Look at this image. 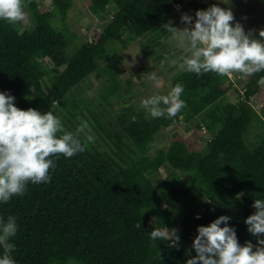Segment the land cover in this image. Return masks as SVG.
I'll return each mask as SVG.
<instances>
[{
	"label": "trees",
	"instance_id": "16d2710c",
	"mask_svg": "<svg viewBox=\"0 0 264 264\" xmlns=\"http://www.w3.org/2000/svg\"><path fill=\"white\" fill-rule=\"evenodd\" d=\"M50 1L47 7L30 0L31 29L21 31L20 23L0 20V92L15 97V106L23 110L46 113L59 105L66 113L59 119L70 132L76 128L69 119L80 111L68 96L74 89L84 90L81 85L92 75L106 83L101 91L106 103L121 89L116 60L106 48L109 41L123 32H128L124 44L157 32L153 49L158 26L177 9L195 15L220 7L212 0H87L91 14L110 17L102 32L94 31L92 41H79L70 53L71 34L55 20L59 16L65 25L72 0ZM262 76L264 72L247 76L249 82L240 83L243 98L232 103L226 98L230 77L181 71L172 78L171 89L184 85L181 99L187 106L176 117L154 119L132 106L118 114L117 126L94 117L110 151L91 145L71 158L52 157L56 167L49 171L50 182L29 183L23 196L0 202V217L13 216L17 222L16 236L9 241L15 245V264H187L197 255L193 241L198 227L220 216L230 217L227 226L234 228L241 246L252 243L245 220L255 213V200H264V121L251 99ZM258 98L264 102V91ZM180 116L185 122L198 118V127L212 135L205 150L190 149L175 133L167 149L149 155L156 133ZM253 123L258 132L249 143L246 132ZM161 168L168 173L155 184L154 173ZM177 206L183 212L179 218ZM176 219L179 240L174 246L171 240L150 238L155 228H171Z\"/></svg>",
	"mask_w": 264,
	"mask_h": 264
},
{
	"label": "clouds",
	"instance_id": "9594fccd",
	"mask_svg": "<svg viewBox=\"0 0 264 264\" xmlns=\"http://www.w3.org/2000/svg\"><path fill=\"white\" fill-rule=\"evenodd\" d=\"M25 8L24 0H0V20L11 25L24 22L27 19ZM183 13L182 22L191 25L192 17ZM195 15L191 28H176L171 23L163 25L178 47L188 53L182 63L171 60L173 65L178 64L182 71L198 76L207 73L221 77H231L234 73L253 76L264 72V42L252 38L251 32L246 34L239 23L233 26L234 15L230 9L213 5ZM259 36L264 38V30ZM147 79L157 81L156 73H148ZM258 83L264 84V76ZM183 92L184 85L177 83L167 95H153L142 100L141 107L151 118L171 119L187 106L181 99ZM14 100L12 95L0 92V202L5 204L14 196H23L29 183L50 182L49 171L56 167L52 157L71 158L94 142V136L88 134L91 130L86 121L75 132L66 131L61 119L52 111L23 110L15 106ZM132 120L135 122V117ZM253 207L256 211L245 223L252 235L261 236L264 235V200L256 199ZM229 219L220 216L210 225L198 227L193 241L197 255L187 264H264V239L258 240L261 246L255 250L251 242L241 246L234 228L227 226ZM16 233V218L0 217V247L3 248L0 264H15L11 256L15 245L9 241ZM150 238L171 240L172 246L179 240L177 230L166 227L155 228Z\"/></svg>",
	"mask_w": 264,
	"mask_h": 264
},
{
	"label": "rangeland",
	"instance_id": "374dc122",
	"mask_svg": "<svg viewBox=\"0 0 264 264\" xmlns=\"http://www.w3.org/2000/svg\"><path fill=\"white\" fill-rule=\"evenodd\" d=\"M39 6L44 5L51 7L50 0H34ZM87 0H72V6L68 11L65 25L58 16L55 20V25L59 29L66 28V31L71 34L70 53L76 49L79 41L90 42L93 40L94 31L102 32L104 24L108 21L109 15H106L104 20L91 14L87 9ZM200 1V0H198ZM207 2L208 0H201ZM216 2L223 9H230L234 15L233 24L239 23L243 27L251 30L256 39L264 42V38L259 36V32L264 30V0H212ZM26 5L25 11L27 19L20 23V30L31 29L33 22L31 19V12L29 9L30 0H24ZM189 10L186 15L192 17V24L182 22L181 17L185 15L181 9H177L175 13L167 16L158 26L157 31L161 32L155 45L150 49L153 37L157 32L144 35L142 37H135L133 40L124 44L128 32H123L114 37L107 44V50L111 54V60H116L115 70L117 72L118 80L121 82L120 91L110 99L109 103L102 100L101 91L106 85L98 76L92 75L86 83L81 87L73 90L72 96L80 106L79 113L75 118H70L72 127L76 128L84 121H86L90 128V133L94 136V142L88 146L95 145L101 150L110 151L113 147L103 134L99 131L95 118L101 120L104 124L114 123L117 126L116 120L118 114L125 108L130 106L136 109H143L141 102L144 99L150 98L153 95H167L171 90L172 78L182 70L177 65H173L171 60H176L182 63L183 58L188 55L183 48L178 47L177 42L172 38V34L167 32L163 25L171 23L173 27L184 28L193 27L196 16L191 15ZM169 59H165V57ZM164 61V64H161ZM43 64L51 67V62L48 59L42 60ZM155 72L157 81L147 79V74ZM232 82V89L227 93L226 98L232 103H237L243 98L244 89L240 87V83H248L249 78L240 73H234L230 77ZM82 90V92H81ZM264 91V84L259 83L258 92L252 97L251 105L254 110L261 115L264 121V102L258 97ZM49 111L57 116L65 115L64 109L59 105H54ZM93 114V115H92ZM181 117V116H180ZM198 118H194L189 122L183 121L182 117L179 122L163 128L156 133L154 141L150 145L149 155H155L160 149H167L176 133L179 137L186 140L190 149L203 151L206 148L207 141L210 140L211 134L208 130L197 125ZM258 124L253 123L246 132V137L249 143L256 140L258 132ZM88 132V130H85ZM102 135V136H101ZM84 138V134H82ZM168 171L161 168L159 172L154 173L153 180L155 184H159L167 175ZM181 175L184 176L182 173ZM201 203V202H199ZM177 218L182 215L180 207L174 208ZM171 229H178V220L176 219L174 226ZM253 250L258 245V240L264 239V235L254 236L250 233ZM67 264H79L74 261H69Z\"/></svg>",
	"mask_w": 264,
	"mask_h": 264
},
{
	"label": "crops",
	"instance_id": "0c3cea01",
	"mask_svg": "<svg viewBox=\"0 0 264 264\" xmlns=\"http://www.w3.org/2000/svg\"><path fill=\"white\" fill-rule=\"evenodd\" d=\"M197 1H198V0H197ZM208 1H209V0H208ZM208 1H207V2H208ZM199 2H203V3H206V2H204V1H201V0H200ZM253 34H254V33H253Z\"/></svg>",
	"mask_w": 264,
	"mask_h": 264
}]
</instances>
